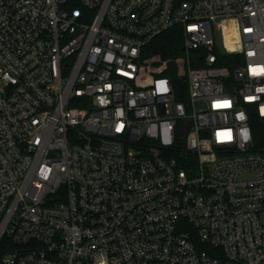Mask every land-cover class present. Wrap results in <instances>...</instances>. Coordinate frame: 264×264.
Listing matches in <instances>:
<instances>
[{"label":"built area","instance_id":"2783aa9c","mask_svg":"<svg viewBox=\"0 0 264 264\" xmlns=\"http://www.w3.org/2000/svg\"><path fill=\"white\" fill-rule=\"evenodd\" d=\"M251 112L264 0H0V264H264Z\"/></svg>","mask_w":264,"mask_h":264},{"label":"trees","instance_id":"16d2710c","mask_svg":"<svg viewBox=\"0 0 264 264\" xmlns=\"http://www.w3.org/2000/svg\"><path fill=\"white\" fill-rule=\"evenodd\" d=\"M182 54L183 38L181 36V30L180 28H174L157 37L145 47L143 60L153 68L164 60L180 62ZM224 63L228 64L231 68L234 66L228 61ZM160 73L174 76L175 80L181 83L175 68L169 67L168 69L161 70ZM182 85L185 84L182 83ZM250 124L255 146L264 149V117L259 116L256 112H251Z\"/></svg>","mask_w":264,"mask_h":264},{"label":"water","instance_id":"95a60500","mask_svg":"<svg viewBox=\"0 0 264 264\" xmlns=\"http://www.w3.org/2000/svg\"><path fill=\"white\" fill-rule=\"evenodd\" d=\"M188 126H189V122L188 121H185L184 122V126H183V130H182V133H185L187 131Z\"/></svg>","mask_w":264,"mask_h":264},{"label":"snow or ice","instance_id":"6c2138e0","mask_svg":"<svg viewBox=\"0 0 264 264\" xmlns=\"http://www.w3.org/2000/svg\"><path fill=\"white\" fill-rule=\"evenodd\" d=\"M216 107H227L228 106V102H224V103H222V104H220V103H218L217 105H215ZM121 127H122V125H121ZM117 130H119V129H117Z\"/></svg>","mask_w":264,"mask_h":264},{"label":"rangeland","instance_id":"374dc122","mask_svg":"<svg viewBox=\"0 0 264 264\" xmlns=\"http://www.w3.org/2000/svg\"><path fill=\"white\" fill-rule=\"evenodd\" d=\"M260 218H261V220L264 222V212H262V213L260 214Z\"/></svg>","mask_w":264,"mask_h":264}]
</instances>
